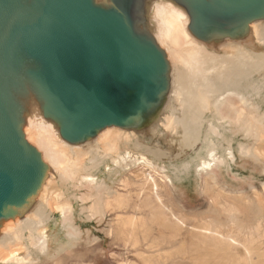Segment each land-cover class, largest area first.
Listing matches in <instances>:
<instances>
[{
    "label": "water",
    "instance_id": "1",
    "mask_svg": "<svg viewBox=\"0 0 264 264\" xmlns=\"http://www.w3.org/2000/svg\"><path fill=\"white\" fill-rule=\"evenodd\" d=\"M158 1L0 0V234L58 176L26 137L29 95L66 143L93 146L87 159L97 158L106 128L169 152L162 141L186 108L172 94L177 66L154 32L150 5ZM165 1L184 13L186 32L205 51L233 44L264 53L251 29L264 26V0ZM167 114L180 120L174 130L161 124Z\"/></svg>",
    "mask_w": 264,
    "mask_h": 264
},
{
    "label": "rangeland",
    "instance_id": "2",
    "mask_svg": "<svg viewBox=\"0 0 264 264\" xmlns=\"http://www.w3.org/2000/svg\"><path fill=\"white\" fill-rule=\"evenodd\" d=\"M263 76L264 58L248 70L238 86L258 108L239 110L238 122L234 117V125H225L217 138L215 154L221 161L198 169L197 175L192 167L186 172L178 170L171 173L173 180L142 160L121 164L102 177L104 183L87 196L85 208L79 200H70L74 229L66 228L60 213L53 212L46 221L48 243L40 244L28 256H20L19 263L264 264V138L255 140L248 132L251 122L264 129V82L257 91H249L244 85ZM196 112L199 115L192 119L185 109L176 132L162 141L169 152L155 154L151 147L139 151L167 167L199 161L205 155V137L212 139L207 132L209 122L219 128L223 121L214 119L209 109ZM244 146L251 152H240ZM227 147L231 148L229 156ZM256 148L262 153L256 155ZM104 163L105 159L98 161L89 170ZM131 164L134 167L130 168ZM145 172L156 176V186L146 179ZM51 187L61 192L59 201L69 199L76 191L72 181L56 174ZM105 189L126 197L123 205L104 208L102 215L95 196ZM129 216L136 218L134 223L122 225L120 220Z\"/></svg>",
    "mask_w": 264,
    "mask_h": 264
},
{
    "label": "bare ground",
    "instance_id": "3",
    "mask_svg": "<svg viewBox=\"0 0 264 264\" xmlns=\"http://www.w3.org/2000/svg\"><path fill=\"white\" fill-rule=\"evenodd\" d=\"M150 13L153 16L152 23L156 38L165 46L169 56L177 66L176 70L179 75L176 83L172 85V94L179 102V105L186 108L192 119L199 115L196 110L199 111L206 108L211 110L210 113L214 119L223 121L222 126L219 128L209 122L207 132H211L212 139L210 141L207 140V137L204 139L207 143L206 150L203 151L205 155L201 156L197 162L185 161L181 164L167 167L154 162L152 158L139 151L141 147L148 149L149 146L135 141L134 133L116 128H106L98 134L96 139L97 145L94 149L99 152L97 158L87 159L93 146L91 147L90 143L86 142L89 147L84 149L82 144L69 145L66 143L59 136L57 121L50 117L43 118L40 114L37 99L29 95L26 99L28 104L24 110V118L27 125L25 128L26 137L42 151L44 160L58 173L59 178L72 181L76 191L69 199L59 201L61 192L51 187L52 180L48 178L42 187L39 202L36 206L22 220L3 224L0 234V264H11L14 257L28 256L40 244L48 243V237L45 233L46 221L53 212L58 211L60 213L61 221L66 228L73 226L74 208L70 200H79L81 208H85L84 203L87 196L95 192L104 183L102 177L118 168L121 164L142 160L146 164L164 172L169 179L173 180L171 173L178 170L186 172L192 167L197 175L198 169H205L211 162L218 163L222 159L215 155L218 145L217 138L222 135L225 125H234V117L235 121H237L236 117L239 114V110L244 108L256 110L258 108L248 101V94L242 92L238 86L243 84L248 70L255 67L257 62L264 58V53L250 51L240 45L233 44L227 45L221 54L205 51L186 32L184 13L171 2L160 0L152 3L150 5ZM251 29L255 39L258 42H264V26L253 23ZM263 82L264 76L254 83H251V81L244 82V85L248 87L249 91H257ZM177 121L180 120L176 119L173 114H167L161 124L165 129L174 130ZM246 126L244 127L246 128ZM248 132L252 137L254 136L253 139L255 140L264 138V129L257 122L250 123ZM230 149V147L226 149L228 156ZM239 150L242 153L251 152L250 148L245 146ZM152 152L163 154L165 150L156 147ZM254 153L257 155L261 154L262 151L256 148ZM104 159L107 163L101 165L102 167L99 166L97 169L89 170L96 162L98 163V161L100 162ZM129 167L134 166L131 164ZM145 176L146 179L150 180L152 186H156L157 183L154 180L156 176H152V174L148 176L146 172ZM105 190L95 196L99 205L97 210L100 209L98 211L100 214H102L104 208H108L111 205L120 206L125 203V195L121 193L113 194L110 189ZM138 208H140L139 205ZM91 209L94 210L92 207ZM90 213L92 215V212ZM95 213L97 212L95 211ZM135 220L134 216H129L120 220V223L122 225H132ZM74 226L70 229H74ZM21 257L15 258L12 263L21 264L19 263L22 260Z\"/></svg>",
    "mask_w": 264,
    "mask_h": 264
}]
</instances>
